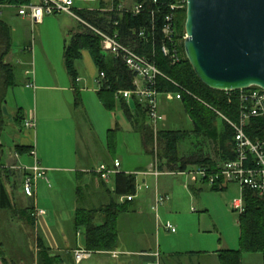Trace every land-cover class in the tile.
I'll use <instances>...</instances> for the list:
<instances>
[{
  "label": "crops",
  "instance_id": "crops-1",
  "mask_svg": "<svg viewBox=\"0 0 264 264\" xmlns=\"http://www.w3.org/2000/svg\"><path fill=\"white\" fill-rule=\"evenodd\" d=\"M96 9L82 8L76 10ZM21 20L28 22L23 18ZM74 21L76 22L75 27L63 26V28H59L63 37V64L66 46L65 34L67 33L70 39L73 35L85 31L79 22ZM45 24L46 19H43L36 26L42 27ZM7 26L9 27L8 24ZM12 45L11 41L5 63L10 64L13 69V78H15L16 72L12 64ZM26 51L27 47L23 52ZM83 57L84 70L81 71L78 70V67L76 68V64L81 62ZM21 58L24 61L28 60V57L19 56L16 63L20 66L27 65L26 62H21ZM35 59L34 57V66H36ZM74 70L75 77L73 79L65 68L67 79L62 85L58 83L57 77L54 75L48 76V80H46L36 74V71L35 75L25 69L21 72V75L26 77V81L23 82L26 93L23 97L30 96V99H33L34 112H30L26 116L22 112V108H19L15 113L12 112L8 115L9 124L16 128L14 127L11 132L12 145L7 152L2 149L4 145L2 135L5 133L6 126L5 103L2 105L3 126L0 130V252L2 255H15L19 259L18 264H28L25 261V250L29 248L36 254L29 264H146L153 262L154 258L150 255L157 253L159 264H221L219 252L230 250L224 249L209 253L199 248L200 246L191 245L189 238L192 239V233L188 232L189 230L183 226L177 216V209L183 207L182 201L173 200L174 187L165 186L160 179L162 177L174 179L188 177L185 187L190 195L185 193L186 199L183 200L188 209L194 200L198 202L199 199H196V196L201 195L205 190L203 182L197 176L188 173L195 166H187L181 171L176 168L169 169L163 164V168L160 170L162 173L156 178L153 177L155 181L151 184L152 191L146 192L149 197H144L138 201L133 198L128 203H121L124 204L125 212L117 217L115 248L108 251L93 252L89 259L80 263L75 262L74 251L78 248L86 249L84 230L75 226L77 213L98 210L108 205L112 200L120 204L119 198L114 196L113 176L115 174L109 183H105L94 173L100 165L112 168L113 162L120 160L115 156L111 157L113 149L109 142L110 137L107 138L108 134L113 131L112 124L115 126L114 128L120 127V120L116 121L112 112L118 109L122 114V122L134 129L141 137V141V123H143L142 121L145 123L147 120L145 117L143 118V114L136 104L128 105L126 103L129 117L125 114V108L120 103L115 104L112 110L103 105L98 96L99 89L95 83L98 69L88 51H80L79 59L74 63ZM29 83L33 84L34 88L29 87ZM91 90L95 92L102 110L107 113L108 121L106 123L110 128L106 131L104 142L96 141L93 136H83V131L80 129L82 125L77 117L80 95L83 93L85 97L87 95L85 92ZM37 91L63 93L65 95L66 115L48 113L44 120L38 119L36 126ZM173 96L174 93L166 92H162L159 96V114L161 116L159 130H169L164 128L162 123L166 122L165 114L169 112V108L165 107V101L166 99L169 102L173 101L175 99ZM50 104L51 106L54 105L49 100L46 101V105ZM180 104L183 107V103L180 102ZM31 114L34 117L35 126L33 129H26L23 123ZM17 117H21L22 120L18 122ZM30 147L35 148L40 166L46 169L47 181L44 179L36 180L32 196H26L22 185L27 174L25 168L31 167L33 163L29 155ZM143 149L152 157L150 147L145 148L143 145ZM204 157L209 160H216V157L213 158L209 155H204ZM119 162L118 172L131 174V172L123 171L122 162ZM160 164L159 160V166ZM141 183L142 187L147 189L146 179H141ZM228 185L229 183L222 182L214 190L209 189L210 192H222L226 190ZM135 186L138 187L137 181ZM158 194L166 197L171 195L172 198L168 204L167 200L156 210L152 209L154 211L152 213L151 205ZM38 210L45 211V214L37 215ZM203 210L208 212L209 207L203 204ZM94 215L95 224H102L103 214L98 212ZM164 215L170 217L177 224V226L173 225L176 228L174 233L164 228ZM166 233L171 235L168 237ZM2 257L0 255V264H6L4 259L8 264L13 262L9 257Z\"/></svg>",
  "mask_w": 264,
  "mask_h": 264
},
{
  "label": "trees",
  "instance_id": "trees-1",
  "mask_svg": "<svg viewBox=\"0 0 264 264\" xmlns=\"http://www.w3.org/2000/svg\"><path fill=\"white\" fill-rule=\"evenodd\" d=\"M175 0H136L135 5L143 4L142 10L134 14L130 11H119L124 0H111L109 3L100 1L96 10H76V14L85 22L99 28L109 34L116 32L119 41L134 51L147 56L157 68L178 86L190 92L194 97L205 101L221 111L225 115L235 119L237 102L234 99H227L223 92L214 91L204 86L193 73L184 53L180 54V61L172 65L167 57H163L160 49L163 43L161 29L164 15L170 12V5ZM31 0H0V4L17 6L29 4ZM185 10L180 9L175 15V35L181 38L184 35ZM116 23V25H114ZM144 30V36L138 37L139 31ZM11 46L10 31L7 24L0 20V130L3 126L2 105L5 100L6 90L14 85L13 69L10 64L5 63V57ZM89 52L99 72L105 75V84L99 89L98 96L103 105L112 110L115 102L124 107L125 114L129 117V110L126 102L115 98L117 90H130L132 88L133 76L119 59L114 57L106 58L101 55L98 37L90 31L73 35L65 46L64 64L68 74L74 79V63L79 59L80 51ZM159 92L176 93L179 90L165 79L157 83ZM182 93L180 102L193 124V130H159L158 159L169 169L183 171L187 166H209L215 169L217 165L234 159L233 154V132L230 127L223 123V128L217 127V115L203 106L196 98ZM136 104V103H134ZM139 107L143 118L147 122L141 123V135L144 147H150L153 139L148 126V119L143 107ZM18 122L22 120L17 117ZM219 119V118H218ZM260 119L251 121L246 133L252 139L257 135V129L263 127ZM200 135L210 139L217 146L216 160H209L204 155L192 154L187 156L179 154V146L184 141ZM162 147V149H161ZM28 149V148H27ZM22 150H25L22 148ZM161 150L163 152L161 153ZM160 164L159 170H162ZM114 196L136 195V179L133 174L117 172L113 176ZM213 187L211 189H215ZM128 203V202H124ZM124 204H117L112 200L108 205L98 210L79 212L75 218L76 228L84 230V242L87 250L92 252L108 251L115 248L117 242V217L125 212ZM244 212L239 215V249L236 251H222L219 254L221 264H242L243 254H260L264 263V200L259 199L250 190L243 194ZM102 213L103 223L98 225L94 222V214ZM2 256V253L0 252ZM3 258V257H2ZM4 262L8 264L7 261Z\"/></svg>",
  "mask_w": 264,
  "mask_h": 264
},
{
  "label": "rangeland",
  "instance_id": "rangeland-1",
  "mask_svg": "<svg viewBox=\"0 0 264 264\" xmlns=\"http://www.w3.org/2000/svg\"><path fill=\"white\" fill-rule=\"evenodd\" d=\"M100 1L109 3L111 0H73V7L76 9L82 8H98ZM32 3H38L39 0H31ZM136 0H124L123 7L132 9ZM72 17L66 14L49 15L45 16L46 24L42 27L32 25L30 22H24L21 17L17 15V11L13 7H7L2 11L0 20L6 22L11 31L12 45V64L14 71L16 72L13 79L14 85L6 90L5 94V133L2 135L4 145L2 147L4 152H7L8 148L12 145L11 132L15 126H11L8 122V115L12 112H16L17 109L22 108V112L27 116L30 112H34L33 99L29 97H23L25 87L23 82L26 81L25 75H21L23 70L33 72L35 75L42 76L43 79L48 80V76H56L59 84H63L67 79L64 64H63V37L59 32V28L63 26L75 27L76 22ZM66 44L69 41V36L65 34ZM27 47V51L24 53V49ZM179 53H184L183 42L177 43ZM24 53V54H22ZM21 54V55H20ZM105 55H107L105 53ZM28 57V60L24 61L21 58V62H26L27 65L20 66L16 63L17 58ZM108 56V55H107ZM34 57L36 58V66H34ZM6 62V59L4 60ZM84 57L81 62L76 64L78 70H84ZM95 72V71H94ZM98 74V73H96ZM87 95L84 97L82 93L80 95L79 112L77 114L78 121L82 125V135H89L95 137L96 141L104 142L106 131L108 130L107 113L104 112L98 103L95 92L92 90L85 92ZM174 97V96H173ZM65 95L61 92H39L36 95V126L38 119L44 120L46 114L59 113L61 116H65L66 104L64 102ZM174 99V98H173ZM54 104L53 106L46 105V101ZM118 104L119 102H115ZM165 107L169 108V112L165 114L166 122L164 128L169 130H183L189 131L193 129V125L188 116L184 112L180 101L173 100L165 101ZM118 108V106H117ZM116 108V109H117ZM116 121L120 120L117 128L112 127V133L108 134L110 137V144L112 145L111 157H117L122 162V170L131 172L136 178L138 188L134 199L140 200L144 197H149L148 193L152 191V183L155 181L153 176H141L139 172H149L153 169V158L151 155L145 153L139 134L132 128L122 122V114L117 109L112 112ZM81 116V117H80ZM217 127L223 128V121L221 119L216 120ZM160 125V124H159ZM16 128V127H15ZM217 146L213 141L205 136L200 135L198 139L192 137L179 146V154L181 156H189L190 152L200 155H209L215 158L217 152ZM162 149V147H161ZM160 151V150H159ZM163 150H161V153ZM162 165V162H161ZM146 179L147 189L142 187L141 179ZM188 178V177H187ZM186 177L174 178H160L165 186L174 187L175 194L173 200L177 199L182 201L183 207L177 209V216L180 222L183 224L188 232H191V238H189L191 245L194 247L202 248L209 253L213 251H221L228 249L230 251H236L239 249V213L234 211L232 203L234 200L240 199V189L236 184L227 186L226 190L222 192L211 191L207 184L204 192L196 196L199 199L198 202L194 200L190 206L184 205L183 200L186 199V194H189L185 185H187ZM174 179V180H173ZM146 189V190H145ZM208 189V190H207ZM190 195V194H189ZM158 196H160L158 194ZM167 204L171 201L172 196L169 195ZM185 197V198H184ZM195 197V196H194ZM183 198V199H182ZM195 199V198H193ZM203 204L209 207V211L203 210ZM154 205H151V210ZM153 211V210H152ZM154 213V211L152 212ZM158 214V213H157ZM168 220V221H167ZM167 221V222H166ZM162 223V222H161ZM170 223L174 226L177 224L171 220L170 217L163 216V225ZM169 237V235L166 233ZM25 261L32 262L33 256L36 255L29 248L25 250ZM222 252V251H221ZM219 252V253H221ZM211 255V254H209ZM3 258H11L13 264H18V257L11 254H3ZM212 256V255H211ZM11 263V264H12ZM242 264H263L262 256L260 254H243Z\"/></svg>",
  "mask_w": 264,
  "mask_h": 264
},
{
  "label": "built area",
  "instance_id": "built-area-1",
  "mask_svg": "<svg viewBox=\"0 0 264 264\" xmlns=\"http://www.w3.org/2000/svg\"><path fill=\"white\" fill-rule=\"evenodd\" d=\"M153 2L155 3V0ZM73 5V0H39L38 3L30 2L29 4L17 6L0 4V17L2 11L7 7L15 8L17 15L26 19L32 25L41 23L45 16L66 14L79 22L87 31H90L98 37L101 55H110L115 59H119L127 71L133 76L132 88L130 90H117L115 92V98L125 101L128 105L134 103L139 104L145 110L153 139L151 154L154 162L152 170L138 174L142 176L150 175L156 178L162 173L159 170L158 159V131L161 121L158 99L161 92L157 90V83L160 79H165L175 86L179 90V92L174 93L176 100H181L182 93L190 97L194 96L166 77L147 56L122 44L116 32L109 34L82 20L74 11L75 8ZM142 6L143 4L136 5L132 9L119 7L118 10L130 11L137 14L142 10ZM169 8L170 12L163 17V26L161 29L163 43L160 52L163 57H167L170 63L174 65L180 61L177 43H182L186 37L185 33L181 38L176 37L175 15L178 10L186 8V0H175ZM143 34L144 30L139 31L138 37L142 38L144 36ZM95 83L98 89L104 86L105 75L103 72L97 74ZM28 86L34 88V85L31 83ZM223 94L225 98L229 100L234 99L237 102L235 119L225 115L209 103L201 101L196 97L194 98L211 112L215 113L232 130L234 159L217 165L215 169H211L206 165L197 166L193 170L188 171V173L197 176L210 189L217 187L222 182L236 184L240 189V199L234 200L231 208L234 211H238L239 215H241L244 212L243 194L245 190H250L259 199L264 200V125L257 129V135L253 139L246 133L251 121L260 119L264 123V90L253 86L246 90L224 91ZM23 126L26 129L34 128L35 120L32 114L28 119L24 120ZM29 155L33 163L31 167L25 168L27 174L24 177L22 185L23 192L26 196H32L36 180L44 179L47 181L45 176L46 169L40 166L34 147H30ZM119 166L120 162L115 160L112 168L106 165H100L94 173L103 182L109 183L111 177L118 172ZM133 198L134 196H123L119 198V202L120 204L129 202ZM167 200L168 197L166 196H156L152 209L156 210ZM36 214L44 215L45 211L38 210ZM164 228L172 233L176 231V228L170 223H165ZM92 254V251L78 248L74 251V260L76 263H80L83 260L89 259ZM150 256L154 258V261L146 264H159V255L157 253L151 254Z\"/></svg>",
  "mask_w": 264,
  "mask_h": 264
},
{
  "label": "water",
  "instance_id": "water-1",
  "mask_svg": "<svg viewBox=\"0 0 264 264\" xmlns=\"http://www.w3.org/2000/svg\"><path fill=\"white\" fill-rule=\"evenodd\" d=\"M183 51L214 91L264 90V0H186Z\"/></svg>",
  "mask_w": 264,
  "mask_h": 264
}]
</instances>
